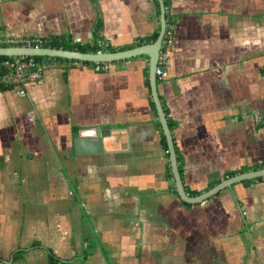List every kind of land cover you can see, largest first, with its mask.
I'll return each instance as SVG.
<instances>
[{
	"label": "crops",
	"instance_id": "1",
	"mask_svg": "<svg viewBox=\"0 0 264 264\" xmlns=\"http://www.w3.org/2000/svg\"><path fill=\"white\" fill-rule=\"evenodd\" d=\"M167 3L174 46L157 88L193 197L264 162V0ZM99 19L112 47L132 49L161 28V2L0 0V36L93 42ZM149 60L51 61L26 96L0 88V264H51L50 251L55 264H264V178L199 203L175 192Z\"/></svg>",
	"mask_w": 264,
	"mask_h": 264
},
{
	"label": "water",
	"instance_id": "2",
	"mask_svg": "<svg viewBox=\"0 0 264 264\" xmlns=\"http://www.w3.org/2000/svg\"><path fill=\"white\" fill-rule=\"evenodd\" d=\"M161 2V28L160 34L156 41L144 44L141 46L134 47L132 49L121 50L116 52H107L104 51L102 53H94V52H81L78 50H66V49H58V48H51V47H27V46H0V56H15V55H29V56H49V57H61L67 59H74L79 61H89V62H113L117 60H122L130 57H135L139 55H148L149 56V67H150V87L152 91L153 101L156 105L159 121L162 125V129L164 135L167 139L168 149H169V159L171 163L172 172L174 175V180L176 184L177 191L181 198L186 202L191 203H199L203 202L204 200L210 198L211 196L217 194L221 190L232 186L234 183L243 181L245 179H254L258 177L264 176V168L258 170H252L243 172L240 174H236L231 176L219 184L215 185L214 187L210 188L209 190L190 197L185 189V185L183 183V179L180 173L177 153L175 149V143L171 128L169 126V122L160 99L158 88H157V75H156V67L159 57V52L162 44V40L164 37V33L167 26V19H166V8L163 0ZM94 133L92 135L93 142H90L91 146L99 145L100 142L103 141V137L100 135V130L95 129L91 131ZM82 136H79V138ZM82 140V141H81ZM85 142L83 138L77 140V143Z\"/></svg>",
	"mask_w": 264,
	"mask_h": 264
},
{
	"label": "built area",
	"instance_id": "3",
	"mask_svg": "<svg viewBox=\"0 0 264 264\" xmlns=\"http://www.w3.org/2000/svg\"><path fill=\"white\" fill-rule=\"evenodd\" d=\"M174 27L166 26L164 37L162 40L157 67L156 75L158 79H165L169 76L170 65V51L174 46ZM8 44L9 46H27L40 48L42 46V37H23L15 38L12 36H0V46ZM3 47V46H2ZM104 50H99L102 53ZM75 65L81 62H73ZM73 65V64H72ZM2 75L0 81L7 86H12L17 89L21 96L27 95L28 85L38 82L42 79L44 71L48 68V64L38 61L35 56L29 55H15L8 56L4 59L1 66ZM109 62H97L94 69L97 72L108 69Z\"/></svg>",
	"mask_w": 264,
	"mask_h": 264
},
{
	"label": "trees",
	"instance_id": "4",
	"mask_svg": "<svg viewBox=\"0 0 264 264\" xmlns=\"http://www.w3.org/2000/svg\"><path fill=\"white\" fill-rule=\"evenodd\" d=\"M165 4H166V6H168L167 0H165ZM158 5H159V3H158ZM166 19H167V25L169 27L173 20H171L170 15H169L168 12H166ZM101 28H102V24H101V20L99 19L95 23V31L97 33L96 34L97 38L93 42L73 41V39L69 35H60V36L42 37V46L43 47L58 48V49L61 48V49H66V50H78V51H81V52H94V53H96L99 50H104V51H107V52H116L118 49L112 47L110 45V43H108L103 38V36L99 35V33L101 31ZM159 34H160V27L151 36H149L147 38H144V39L140 40L139 42H137L135 46H140V45H143V44L152 43V42L156 41V39L158 38ZM1 46L6 47V46H9V45L8 44H3ZM6 58H8V56H0V66H1L3 60L6 59ZM35 58L38 61L44 62L46 64L51 63V61L52 62L53 61L54 62L58 61L59 63L63 62L64 63L63 66L64 67L68 66V64H73V62H75V61H79V60H74V59H67V58H61V57H49V56H35ZM79 62L86 63V64H95V65L97 63V62H89V61H79ZM1 75H2V68L0 67V78H1ZM146 83H147L148 87L150 88L149 75L147 76ZM6 87H8V86L0 81V88L1 89H6ZM151 104H152V107H153V110H154L155 114L158 115L157 114L156 105H155L153 100H151ZM168 122H169V126L171 128L173 126V124H172V122H170V119L168 120ZM157 126H158V128H159V130L161 132V142L163 144V147L166 150L167 157L169 159V149H168L167 139H166V137L164 135V132H163V129H162V125H161L159 120L157 121ZM177 159H178V162H179V169H180V173H181V163H180V160H179V156H177ZM167 167H168V172H169L170 177L174 178L170 160H168ZM261 168H264V162L262 164L254 166L252 168H242L240 170L231 171V172L228 173V176H234V175H236L238 173H243V172L249 171L251 169L258 170V169H261ZM263 178H264V176L258 177V178H255V179H263ZM251 180L252 179H249V180H246V181H251ZM212 186H214V184ZM175 192H177L176 189H175ZM200 193H201V191H193V192L190 191L191 195H198ZM35 247H41V244L37 242V243H34L29 248H21V249L17 250L14 253V258H20L23 255V253L26 252L28 249L35 248ZM59 260H60V258L55 253L50 251V263L51 264H55Z\"/></svg>",
	"mask_w": 264,
	"mask_h": 264
}]
</instances>
